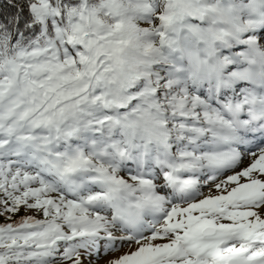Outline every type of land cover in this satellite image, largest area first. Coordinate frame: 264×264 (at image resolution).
I'll return each mask as SVG.
<instances>
[{
  "label": "rangeland",
  "instance_id": "obj_1",
  "mask_svg": "<svg viewBox=\"0 0 264 264\" xmlns=\"http://www.w3.org/2000/svg\"><path fill=\"white\" fill-rule=\"evenodd\" d=\"M104 7L107 19L87 8L73 25V54L62 55L52 44L11 61L0 75V244L10 239V246L17 244L11 251L34 249L27 264H92L119 254L120 241L111 234L117 218L128 220L142 201L167 209L181 203L163 195L165 186L144 188L146 181L157 186L163 180L155 171L157 164L164 174L163 157L204 172L196 179L203 191L219 190L221 180L242 174L250 161L208 186V160L183 156L198 158L211 149L194 151L198 133L200 145L212 144L221 129H231L213 109L227 101L220 99L221 89H237L233 96L241 100L253 84L264 92L255 78L257 62L264 64V32L258 30L264 0H108ZM33 11L45 25L60 17L45 1ZM247 71L251 81H241ZM147 118L164 125V142L138 128ZM212 119L220 124L212 127ZM132 163H151L156 176L142 177ZM205 210L197 214L207 213L201 218L215 224L233 218Z\"/></svg>",
  "mask_w": 264,
  "mask_h": 264
},
{
  "label": "bare ground",
  "instance_id": "obj_2",
  "mask_svg": "<svg viewBox=\"0 0 264 264\" xmlns=\"http://www.w3.org/2000/svg\"><path fill=\"white\" fill-rule=\"evenodd\" d=\"M262 23L264 24V21ZM260 25H258V30L259 33H262L264 27L260 28ZM257 63L261 67L262 61ZM260 67L259 70L262 72ZM251 75L252 73L247 71L240 80L251 81ZM255 78L262 79L263 74H256ZM202 88L204 89L203 85ZM252 90L246 103L249 108L251 98H259V92L256 91L257 86L253 84ZM233 106L234 102L224 104L219 108L220 115L230 117ZM263 108L264 99L258 100V104L254 109L261 111L260 109ZM218 120L224 121L223 119ZM218 120L212 119L211 126L215 127L217 122L219 125L220 121ZM224 122L226 124V121ZM142 127L153 141H163L166 136H169L164 130L163 124L153 125L148 118L138 128ZM228 127L230 128V126ZM226 130L228 131L222 132L221 129L214 137H211L212 144L202 143V146L195 147L194 151H199L201 147L211 148L206 154L193 158L194 154L190 152L183 157L186 160L193 159L197 163L211 161L207 167L204 166L209 173L208 186L213 185L212 182L214 183L218 178L220 179L226 173L236 170L242 163L244 165L245 161L250 160L248 164L245 162L247 164L245 167H242V174L232 172L234 175H230L227 180L223 179L219 182L220 188H217L219 190L207 191V189L203 191L205 184H197L196 179L203 176L204 172L191 168V166L186 171L183 169L182 172L177 173L174 171L173 163L175 162L163 157L162 162L157 163L161 167L165 166L164 178L169 182H175L173 187L175 192L181 194V203L167 209L163 206L151 207L143 201L139 202L135 206V210H129L130 212L126 214L128 220L117 218V227H114V231L111 232L113 239H117V242L120 241V246L117 248V250H120L119 254L112 257H108L106 254L92 264H126V262H129V264L135 262L137 264H144L145 262H148V264H150L149 262L153 264H230L235 261L258 264L263 261L264 143H262L263 149H260L261 144L259 143L264 142V138L260 135L254 136L252 132L246 141L238 142L250 152L246 154V152L237 151L230 147L231 143L236 140V135L232 128ZM202 135L203 133H198L195 138L198 139ZM228 138H230V144L225 145L224 141ZM221 158H227V162H221ZM187 172L190 176H187L189 175ZM236 172H238V169ZM104 180L105 183L109 181L107 178ZM109 182L114 189L121 186L112 181ZM227 183H230L228 187H226ZM144 184V188L148 192L155 188V184L150 181H146ZM203 208L207 211L216 209L215 211L223 212L226 216H233V218H231V221L227 219L226 222L220 221L215 224V221L201 218L207 214L203 213L204 211H200L203 214L198 215L197 211ZM186 216L187 218H185ZM218 219L221 218L218 217ZM128 222H130L129 234L123 236L120 233L123 229H126L125 226L128 225ZM168 227L172 229H168ZM214 227L220 230L217 233L218 235L222 234L225 237H220L214 242L203 241L202 232ZM154 231L155 234L152 233ZM170 233H173V236H169ZM139 237H143V241L138 242ZM175 250L181 256L177 262L174 257L177 255ZM79 264H85V261L79 262Z\"/></svg>",
  "mask_w": 264,
  "mask_h": 264
},
{
  "label": "trees",
  "instance_id": "obj_3",
  "mask_svg": "<svg viewBox=\"0 0 264 264\" xmlns=\"http://www.w3.org/2000/svg\"><path fill=\"white\" fill-rule=\"evenodd\" d=\"M40 1L50 3L59 10L60 17L45 25L34 13ZM108 0H0V75L25 53L48 48L54 44L62 55L73 54L70 41L74 38L73 25L80 21L85 9L96 11L107 19L104 4ZM56 27L60 29L57 33ZM0 134V142L3 141ZM6 149L4 152H8ZM10 239L0 244V264H27L31 247L11 251ZM26 256H25V255Z\"/></svg>",
  "mask_w": 264,
  "mask_h": 264
},
{
  "label": "water",
  "instance_id": "obj_4",
  "mask_svg": "<svg viewBox=\"0 0 264 264\" xmlns=\"http://www.w3.org/2000/svg\"><path fill=\"white\" fill-rule=\"evenodd\" d=\"M219 230L215 228H208L206 231H203L202 234V239H215L218 238L219 235L217 234Z\"/></svg>",
  "mask_w": 264,
  "mask_h": 264
}]
</instances>
